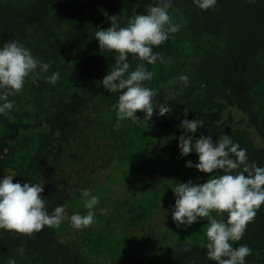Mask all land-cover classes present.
I'll return each mask as SVG.
<instances>
[{
	"label": "trees",
	"instance_id": "trees-1",
	"mask_svg": "<svg viewBox=\"0 0 264 264\" xmlns=\"http://www.w3.org/2000/svg\"><path fill=\"white\" fill-rule=\"evenodd\" d=\"M160 0H0V48L17 41L38 60L49 63L47 72L37 68L28 77L36 80L37 91L46 93L48 105L40 107L27 119L0 113V179L12 176L13 182L43 184L41 194L46 211L51 215L68 201L66 188L53 178L44 176L58 158L61 147L76 139L82 114L99 100L118 102L119 92H110L102 85L103 78L116 67L118 53L99 48L95 34L111 26V17L121 14L128 21L147 14ZM170 17L185 21L189 37L199 51L188 54L192 67L187 84L146 87L157 90L153 105L164 104L171 112L158 115L154 108L151 121H145L151 145L169 159L181 156L179 137L183 119H198L203 126L193 136H211L213 142L224 135L247 152L249 164L264 167V100L258 94L264 86V0H216L214 9L201 10L194 0H170ZM48 31L63 29L64 35L44 47L34 48L32 21ZM175 37L153 48L163 57L162 66L173 56ZM129 73L139 65L151 72V64L129 55ZM60 74L56 84L47 78ZM201 93V95L198 93ZM5 103L0 99V105ZM188 109L185 117V109ZM233 109L235 113L231 112ZM30 135L31 148L12 166L10 157L15 144ZM134 144V143H133ZM235 159V157H232ZM15 162V161H14ZM219 175L223 172L216 171ZM245 175H247L245 173ZM222 221H227V213ZM190 242V243H189ZM183 237L173 238L158 250H136L131 254L112 256L98 261L88 258L76 245L62 239L61 231L47 226L32 236L0 229V264H216L207 257L204 245ZM233 247L247 245L252 253L245 262L264 264V205L254 221L247 225L243 238Z\"/></svg>",
	"mask_w": 264,
	"mask_h": 264
},
{
	"label": "clouds",
	"instance_id": "clouds-1",
	"mask_svg": "<svg viewBox=\"0 0 264 264\" xmlns=\"http://www.w3.org/2000/svg\"><path fill=\"white\" fill-rule=\"evenodd\" d=\"M201 10L214 9L216 0H194ZM170 0H160L151 6L147 14L132 18L126 27H120L116 16L111 17V26L99 30L95 37L99 48L118 53L116 67L102 80V85L110 92H119L116 109L117 121L131 119L133 123L142 121L137 111L145 113L143 121H151L154 108H159L158 115L164 116L171 108L160 104L153 105L157 90L144 86L151 81L153 73L142 64L129 73L128 56L138 57L148 64H155L163 57L153 52L167 41L170 33L179 31L180 25L174 24L168 14ZM49 63L36 59L24 45L17 41L6 42L0 48V113L13 108L8 96L23 90L26 79L36 73L37 68L47 72ZM60 74L54 72L47 78L49 83L56 84ZM179 80L187 84V76ZM174 81H170L173 83ZM32 83H36L33 79ZM188 109H185V117ZM120 126L117 123L116 127ZM203 126L198 119H183L180 127L185 133L179 137V148L182 156L189 155L193 149L198 154L199 162L186 163V167H195L200 172L210 174L206 182L178 183L174 188L175 210L172 219L177 226H189L198 219L207 220L206 229L207 257L216 264H245L246 257L252 253L247 245L233 247L232 242L240 241L247 225L254 221L257 211L264 205V167L255 163L249 164L247 152L234 143L228 135L213 142L211 136L200 135L193 144V136ZM235 157L233 159L232 157ZM220 170L222 175L211 174ZM245 173L247 175H245ZM43 184L13 182L12 176L0 179V229L22 235L32 236L44 229H59L65 219H69L64 206H58L50 215L46 211V203L41 195ZM86 215L73 214L70 222L75 229L82 230L95 223L94 208L99 197L92 195L91 190H83ZM103 212V210H101ZM222 216L227 213V221L217 220L212 213ZM190 243V242H189ZM8 264H15L9 260Z\"/></svg>",
	"mask_w": 264,
	"mask_h": 264
},
{
	"label": "rangeland",
	"instance_id": "rangeland-1",
	"mask_svg": "<svg viewBox=\"0 0 264 264\" xmlns=\"http://www.w3.org/2000/svg\"><path fill=\"white\" fill-rule=\"evenodd\" d=\"M171 18L174 24L180 25L178 32L170 33L175 37L174 54L162 66L157 62L151 64L154 86L163 84L162 80L183 84L180 76L189 75L191 79L192 67L188 56L196 51L194 49L199 51L197 42L189 37L184 28L185 21ZM119 20L124 27L128 25V17L124 13ZM32 26L38 29H33V51L64 35L61 29L56 30L54 36L53 30L48 31L46 26L40 29L41 24L34 20ZM34 86L27 78L22 91L8 96L13 108L6 112L13 117L27 119L40 107L48 105L47 94L37 91ZM260 91L258 99L261 103L264 86ZM117 103L99 100L85 110L81 119L82 132L69 143L64 142L52 168L44 172V176L55 179L68 193L64 207L69 219H65L59 227L62 239L79 247L88 258L98 261L131 254L136 250H158L178 237L198 242L207 240V220L198 219L189 226L178 227L172 219L176 199L173 188L189 180L202 184L210 176L195 167H186L188 161L194 165L199 162L198 154L193 149L187 156L181 155L174 160L167 158L151 145L148 128L143 121L145 113L137 111L136 115L142 121L139 124L131 119L118 122L113 107ZM231 112L236 114L233 109ZM117 123L120 124L118 128ZM30 138L26 134L15 144L10 154L15 161L11 159L12 166H18L17 161L30 152ZM211 175L219 176L217 172ZM83 190H91L92 195L99 197V203L94 208L95 223L78 230L72 226L70 217L77 213L87 214L85 198L81 195ZM212 215L222 221L223 215L215 212Z\"/></svg>",
	"mask_w": 264,
	"mask_h": 264
}]
</instances>
